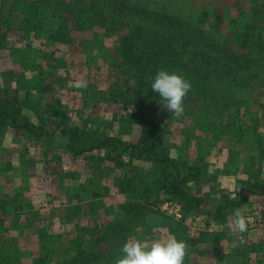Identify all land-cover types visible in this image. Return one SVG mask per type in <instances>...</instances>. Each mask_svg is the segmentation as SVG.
Wrapping results in <instances>:
<instances>
[{"label":"rangeland","instance_id":"obj_1","mask_svg":"<svg viewBox=\"0 0 264 264\" xmlns=\"http://www.w3.org/2000/svg\"><path fill=\"white\" fill-rule=\"evenodd\" d=\"M167 1L149 0V3L154 6L157 2ZM175 1L186 3L185 0ZM198 1L200 5L214 4L216 8L211 12L217 11L220 3L227 8L233 7V14L243 9V19H250L258 6H246L243 0ZM19 2L0 0V104L3 102L1 98L18 102L21 104L20 122L30 121L42 126L41 129L49 127V131L55 129L56 134L53 140L30 133L19 136L11 126V118L2 129L0 198L18 194L22 200H28L25 211L29 212V221L25 228H19L17 232L2 231L0 264L17 247L25 249L39 240L37 234L32 233L34 225H42L48 232H53L55 227L62 231L82 221L109 223L116 218L127 219L130 210L126 209L125 203L136 198L147 206L141 211V221L135 225L137 234L135 232L133 238L150 243L161 236L176 237L173 227L179 223L183 236L190 241L203 232L212 235L210 241L196 246L189 244L185 257L189 259L188 264H215L216 260H219L217 264H224L229 254H234L231 263L240 260V264H264V249L248 251L247 257L239 255L250 243L264 239V195L247 194L241 205L224 210L225 220L222 222L206 213L216 204L240 199V190L264 181V151L260 152V144H256L259 157L251 161L255 167L252 171L249 167L251 152L227 134L226 123L215 128H200V125L193 124L190 117L177 118L161 104L158 109L161 117L153 118L152 122L163 132V145L170 148L173 157L188 160L194 167L198 164L203 167V171L189 178L187 183L192 194L202 198L201 207L199 211L195 207H187L176 195L166 193V187L156 192L158 195L153 188L141 192L140 197L133 196L121 183L122 170L102 164L104 153L78 154L69 151L68 136L62 135L61 128H57L60 118L65 115L73 123L81 119L84 129L92 130L95 126L100 134L115 135L124 141H135L136 135L142 131L138 125L120 123L115 118L117 113L125 111L123 90L136 82L134 72L123 60L107 54L118 42V32L115 33L106 24H75V15L73 19L71 14H60L56 0L41 8L42 14L37 22H30ZM79 5L84 8V0ZM26 7L29 9V6ZM209 7L210 10L213 8ZM233 14L226 20L228 34L234 31L235 25L231 22L237 17ZM62 16L65 18L62 19ZM215 18L216 15L212 14L211 19ZM226 23L222 25L226 27ZM34 27H38L39 31L33 30ZM218 36L216 34L211 43L221 41L223 46H233ZM248 78L247 85L239 87L236 98L252 95V99L242 107L241 115L244 125L258 127L264 148V84L260 80L251 83L252 77ZM76 80L87 81V89L75 88ZM48 86L50 89L43 88ZM30 91L36 93L29 95ZM57 99L60 101L55 102ZM48 101H52L56 110H47L50 106ZM185 101L186 98V111ZM45 111L50 114L48 118L40 115ZM94 116L97 120L91 123L89 119ZM96 155L99 157L95 160ZM136 163L139 164L136 169L142 174L150 169L143 175L148 178L147 181L153 184L160 182V179L154 178L155 167L148 161ZM149 197L153 198L147 201ZM34 204L38 205L40 213L42 209L64 210L68 205L69 210L65 209L60 214L54 212L55 215L47 213L42 217L43 222L38 224L32 222L35 217L30 214L35 211V207L30 208ZM236 208H240L246 217L248 230L243 234L221 227L234 219L233 210ZM1 211L0 221H3L6 215H2ZM3 224L0 223V226ZM55 251L52 249L53 253ZM54 260L53 264H66L67 259L57 255Z\"/></svg>","mask_w":264,"mask_h":264},{"label":"trees","instance_id":"obj_2","mask_svg":"<svg viewBox=\"0 0 264 264\" xmlns=\"http://www.w3.org/2000/svg\"><path fill=\"white\" fill-rule=\"evenodd\" d=\"M51 1L20 0L18 5L25 8L27 20L37 22L36 19L42 14L41 8ZM56 1L57 7L61 10L60 14H71L73 19L75 15L77 18L75 24H106V27L113 28L115 33L118 32L119 40L107 54L111 53L123 60L134 72L136 82L127 85L126 91L123 90L125 111L117 113L115 118L120 123L138 125L142 128L135 141H124L115 135L100 134L99 128L95 126L92 130L84 129L81 119L73 123L63 115L57 128H61L62 135L68 136L69 151L78 154L104 153L102 164L121 169V183L135 197H140L141 192L153 188L155 195H158L156 192L166 187V193L176 195L187 207H195L199 211L202 198L192 194L187 183L189 178L198 176L203 167L199 164L194 167L188 160L173 157L170 148L163 145L161 128L152 122L153 118L161 117L158 109L163 101L152 90L151 82L157 71L163 68L169 72L182 74L191 81L192 90L186 96L187 109L183 116L190 117L193 124L200 125V128L208 126L215 128L218 124L226 123L224 128L228 130L227 134L251 152L249 167L253 171L251 161L259 157L256 144L257 142L260 144V152L264 151L263 140L259 138L258 127L249 128L248 125H244L241 115L242 107L252 99V95L236 98V94L239 87L247 85L248 76L252 77L251 83L260 80L264 84V0H243L246 6L258 5L250 19H243L245 12L243 9L233 14V7L227 8L220 3L217 11L211 12L216 8L214 4L200 5L198 0H185L186 3L168 0V3L157 2L154 6H151L149 0H84V8L79 5L81 0ZM209 6L213 8L210 10ZM231 10L233 16L237 18L231 22L235 25L234 31L228 34L226 20L228 16L232 17V14L229 15ZM212 14L216 15L215 19H211ZM223 23H226V27L222 25ZM37 28L32 29L38 30ZM216 34L233 46H223L220 44L221 41L211 43ZM43 88L50 89L49 86ZM31 93L36 92L30 91L29 95ZM1 100L3 102L0 104V134L11 121V126L19 136L30 133L54 139L55 129L50 132L49 127L41 129L42 126L30 121L20 122L21 104L5 98ZM59 101L60 99H57L55 102ZM47 103L50 104L47 107L48 111L56 110L52 101ZM130 107L131 110L128 111ZM48 111L40 115L48 118L50 116ZM95 116L93 119L88 118L91 123L97 120ZM97 157L99 156L96 155L95 160ZM136 161H148L149 165H153L154 178L160 179V182L153 184L147 181L148 178L143 175L150 172V169L142 174V171L135 167L139 165ZM195 168L196 171L193 172ZM252 171L250 172L253 174ZM184 173L187 175L184 176ZM239 194L240 199L216 204L214 209L206 213L214 216L216 220L224 221V210L241 205L247 194L264 195V181L243 188ZM150 198L147 201H150ZM25 202L29 201L22 200L18 194L0 198V210L3 212L2 215H6L5 220L0 221L1 224L6 221V224L0 226L1 238L4 229L17 232L19 228L27 226L29 212L25 211ZM125 204L126 209L130 210L126 215L127 219L116 218L109 223L82 221L62 231L55 227L53 232H48L42 225H34L32 233H36L39 240L29 247L32 244L30 243L25 249L17 247L7 255L2 264H53L57 255L66 258V264H115L116 259L123 255L120 251L123 244L135 235V232L137 234L135 225L141 221V211L147 206L140 203L137 198L129 199ZM40 206L44 207L42 204ZM135 206L139 208L133 209ZM34 207L35 211L30 214L35 217L32 222L38 224L43 222L42 217L47 213L55 215L65 209L69 210L68 205L64 210L42 209L40 213L37 210L38 205H30V208ZM173 229L177 239H185L188 246L191 243L196 246L206 240H212L210 232H203L190 241L188 237L183 236L179 223ZM70 233L71 236L68 237ZM261 240L263 241L259 240L260 243L254 241L247 245L248 247L241 250L239 255L247 257L248 251L259 252L264 249V239ZM52 249H56L55 253ZM233 257L234 254H229L224 264H240V260L231 263ZM188 262L189 259L185 258L184 264ZM217 262L219 263V260H216L215 264Z\"/></svg>","mask_w":264,"mask_h":264},{"label":"clouds","instance_id":"obj_3","mask_svg":"<svg viewBox=\"0 0 264 264\" xmlns=\"http://www.w3.org/2000/svg\"><path fill=\"white\" fill-rule=\"evenodd\" d=\"M74 87L87 89L88 83L85 80H76ZM151 88L163 101V109L177 118L184 115V100L192 90L189 79L182 74L162 68L152 80ZM233 215L234 219L227 221L221 227L240 234L245 233L248 225L241 209H234ZM120 251L123 255L116 259L115 264H184L188 245L186 241L178 240L175 236H161L150 243L130 237Z\"/></svg>","mask_w":264,"mask_h":264}]
</instances>
